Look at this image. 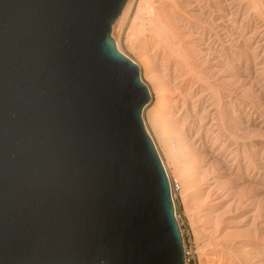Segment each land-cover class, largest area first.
I'll return each mask as SVG.
<instances>
[{"label": "water", "instance_id": "obj_1", "mask_svg": "<svg viewBox=\"0 0 264 264\" xmlns=\"http://www.w3.org/2000/svg\"><path fill=\"white\" fill-rule=\"evenodd\" d=\"M128 0H0V264H185Z\"/></svg>", "mask_w": 264, "mask_h": 264}, {"label": "bare ground", "instance_id": "obj_2", "mask_svg": "<svg viewBox=\"0 0 264 264\" xmlns=\"http://www.w3.org/2000/svg\"><path fill=\"white\" fill-rule=\"evenodd\" d=\"M111 33L136 53L146 128L208 264H264V0H128Z\"/></svg>", "mask_w": 264, "mask_h": 264}, {"label": "rangeland", "instance_id": "obj_3", "mask_svg": "<svg viewBox=\"0 0 264 264\" xmlns=\"http://www.w3.org/2000/svg\"><path fill=\"white\" fill-rule=\"evenodd\" d=\"M153 1H155V0H153ZM112 34L113 33H111V36L113 38ZM126 46L127 45L125 44V47H124V44H123L124 51H126V53L130 55V57L135 59L136 53L132 49H130L128 46L127 47ZM117 49H118V47H117ZM118 51H119V49H118ZM119 52L122 53L121 51H119ZM123 55H125V54H123ZM125 56H127V55H125ZM130 57H128V58H130ZM132 61H134V60H132ZM141 78H142V76H141ZM142 117H143L144 125L146 128V123H145L143 112H142ZM146 131L148 132L147 128H146ZM148 134H149V132H148ZM150 137H151V135H150ZM152 140H153V138H152ZM153 142H154V140H153ZM154 144H155V142H154ZM155 147H156V145H155ZM156 149H157V147H156ZM158 154H159V152H158ZM159 156H160V154H159ZM162 163H163V161H162ZM163 165H164V163H163ZM164 168H165V165H164ZM174 194H175L174 206H175L176 214H178V222H179L182 234H183L184 246H187V247L193 249V251H194V257L192 258L193 261H196L199 264H208V260H209L208 254L210 252V249L212 247L214 248V245L210 244L209 242H205L206 233L203 232L204 230H202V231H201V229L199 230V228H197L198 227L197 221L194 218H191V217H193L194 205H193V207H192V204L189 205V202L186 201V199L184 198V196L181 194L180 191L174 192ZM186 204H188V205H186ZM189 208H191V209H189ZM205 252H206V254H205Z\"/></svg>", "mask_w": 264, "mask_h": 264}, {"label": "built area", "instance_id": "obj_4", "mask_svg": "<svg viewBox=\"0 0 264 264\" xmlns=\"http://www.w3.org/2000/svg\"><path fill=\"white\" fill-rule=\"evenodd\" d=\"M171 184V190L173 189L174 192L180 191V185L179 182L176 180H173ZM185 250V264H199L196 261H193L192 258L194 257V251L192 248H189L187 246H185L184 248Z\"/></svg>", "mask_w": 264, "mask_h": 264}]
</instances>
